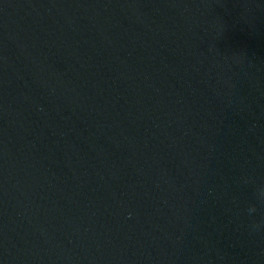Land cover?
Here are the masks:
<instances>
[{
  "label": "water",
  "instance_id": "1",
  "mask_svg": "<svg viewBox=\"0 0 264 264\" xmlns=\"http://www.w3.org/2000/svg\"><path fill=\"white\" fill-rule=\"evenodd\" d=\"M0 264H264V0H0Z\"/></svg>",
  "mask_w": 264,
  "mask_h": 264
}]
</instances>
